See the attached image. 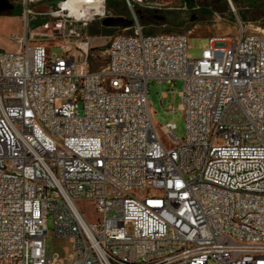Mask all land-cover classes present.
<instances>
[{
  "label": "built area",
  "instance_id": "1",
  "mask_svg": "<svg viewBox=\"0 0 264 264\" xmlns=\"http://www.w3.org/2000/svg\"><path fill=\"white\" fill-rule=\"evenodd\" d=\"M6 1L26 17L44 0ZM67 1L62 55L49 36L0 48V264H264V30L192 58L188 34L133 17L99 48ZM177 80L185 137L168 123L165 143L149 84ZM49 217L74 243L66 260L47 253Z\"/></svg>",
  "mask_w": 264,
  "mask_h": 264
},
{
  "label": "rangeland",
  "instance_id": "2",
  "mask_svg": "<svg viewBox=\"0 0 264 264\" xmlns=\"http://www.w3.org/2000/svg\"><path fill=\"white\" fill-rule=\"evenodd\" d=\"M62 0H44L30 6V12L24 17L7 15L8 12L0 13V48L11 50L16 47V43L10 40L12 35L29 36L37 38H48L49 55H62L61 43L71 37V26L66 25L64 30L56 29L61 20L59 5ZM196 3L192 7L185 0H153L146 4L134 3L131 6L127 1H122L123 16L126 18H136L145 32L162 34L174 32L178 34H188L191 49L189 54L192 58H199L207 39L211 36H225L234 38L243 30L245 33L264 30V10L256 14L254 21L251 16L245 20L242 18V11L247 4L242 3L237 7L233 0H228L229 11L205 12L207 8L205 0H194ZM221 1V0H213ZM20 8V6H16ZM264 8V6H263ZM23 13V12H22ZM107 16L117 17L113 12L107 11L105 1V16H95L84 26L86 35L90 37V45L102 48L106 46L110 37L121 32V28L106 27L103 20ZM171 18V23H163L165 19ZM48 25V26H46ZM90 68L99 69L105 65L106 58L90 59ZM183 89V81L177 80L173 85L167 83L149 84L150 108L153 121L159 128L162 140L167 143V137L162 133L161 127L168 123L176 124L174 132L177 139L185 137L186 122L183 112L179 109L182 98L180 92ZM89 218L95 215L92 206L87 202H82ZM48 233L46 236V249L49 256H57L60 260L68 259L74 252V243L70 238L58 237L55 234L53 217H49L47 223ZM129 233L133 232L131 225L127 226ZM56 264H62L61 261ZM209 264H216L210 261Z\"/></svg>",
  "mask_w": 264,
  "mask_h": 264
},
{
  "label": "trees",
  "instance_id": "3",
  "mask_svg": "<svg viewBox=\"0 0 264 264\" xmlns=\"http://www.w3.org/2000/svg\"><path fill=\"white\" fill-rule=\"evenodd\" d=\"M122 1L124 0H106V7L107 11L113 12L116 16H123V9L121 7ZM207 8L204 10L205 12L213 14L214 12H221V11H229L230 6L228 4V0H221V1H213V0H205ZM185 2L189 3L192 7L196 3L194 0H185ZM233 3L240 7L242 3H246V9L242 11V18L247 20L248 16H251L254 21H257L258 18H255L256 14L260 13L264 10V0H233ZM7 15H14L20 16L22 15V9L17 8L16 6L13 7L11 11H8ZM163 23H171L173 20L171 18H167L163 20ZM146 34H154L152 32H145ZM166 33H174V32H166Z\"/></svg>",
  "mask_w": 264,
  "mask_h": 264
},
{
  "label": "bare ground",
  "instance_id": "4",
  "mask_svg": "<svg viewBox=\"0 0 264 264\" xmlns=\"http://www.w3.org/2000/svg\"><path fill=\"white\" fill-rule=\"evenodd\" d=\"M63 9L88 21L93 20L94 16L103 15L101 0H69L63 4Z\"/></svg>",
  "mask_w": 264,
  "mask_h": 264
},
{
  "label": "water",
  "instance_id": "5",
  "mask_svg": "<svg viewBox=\"0 0 264 264\" xmlns=\"http://www.w3.org/2000/svg\"><path fill=\"white\" fill-rule=\"evenodd\" d=\"M13 5L6 0H0V13L8 12L13 9ZM133 20L126 18L124 16H107L103 20V25L106 27H116V28H127L130 27Z\"/></svg>",
  "mask_w": 264,
  "mask_h": 264
}]
</instances>
